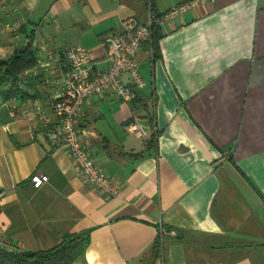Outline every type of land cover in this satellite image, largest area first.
I'll use <instances>...</instances> for the list:
<instances>
[{
  "label": "crops",
  "instance_id": "0c3cea01",
  "mask_svg": "<svg viewBox=\"0 0 264 264\" xmlns=\"http://www.w3.org/2000/svg\"><path fill=\"white\" fill-rule=\"evenodd\" d=\"M184 1L0 0V60L30 41L38 57L21 95L0 103L2 245L44 251L89 231L71 264H264V0L178 16L143 42L135 102L113 89L84 100L77 125L117 195L92 186L49 137L66 49L82 45L103 71L110 36ZM134 116L147 127L153 117L155 144L151 127L128 130ZM36 172L48 176L40 187Z\"/></svg>",
  "mask_w": 264,
  "mask_h": 264
},
{
  "label": "built area",
  "instance_id": "2783aa9c",
  "mask_svg": "<svg viewBox=\"0 0 264 264\" xmlns=\"http://www.w3.org/2000/svg\"><path fill=\"white\" fill-rule=\"evenodd\" d=\"M213 1L186 0L162 13L149 10L145 22L134 27L125 26L121 32L108 38V58L111 64L103 71H93L90 54L82 45L70 46L66 49L65 54L70 69L61 79V95L52 103L51 111L55 119L49 127V137L54 146L68 149L78 170L103 194L117 195L119 185L98 167L84 144L86 132L77 125V116L82 103L87 97L103 94L109 89H113L124 101L135 99L138 96V89L146 85L140 69L138 53L143 42L150 38L152 29L158 27L163 30L171 20L201 4ZM127 128L137 136H146L150 131V127L144 125L138 116H134L128 122ZM30 179L35 187H40L48 181V176L36 172ZM5 193L6 190L0 189V204Z\"/></svg>",
  "mask_w": 264,
  "mask_h": 264
},
{
  "label": "trees",
  "instance_id": "16d2710c",
  "mask_svg": "<svg viewBox=\"0 0 264 264\" xmlns=\"http://www.w3.org/2000/svg\"><path fill=\"white\" fill-rule=\"evenodd\" d=\"M160 35L162 29L154 27L150 39ZM37 63L38 57L31 41L17 49L12 56L0 60V103L21 95L22 90L19 87L21 76ZM136 98L132 101L135 102ZM149 122L153 132L148 140V146L155 144L158 135L152 116ZM88 245L89 231L65 234L59 244L44 251L7 247L0 243V264H71L85 253ZM154 249V253L159 254L160 238L157 239Z\"/></svg>",
  "mask_w": 264,
  "mask_h": 264
}]
</instances>
